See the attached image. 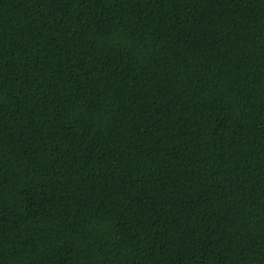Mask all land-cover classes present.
<instances>
[{
	"label": "trees",
	"instance_id": "1",
	"mask_svg": "<svg viewBox=\"0 0 264 264\" xmlns=\"http://www.w3.org/2000/svg\"><path fill=\"white\" fill-rule=\"evenodd\" d=\"M0 264H264V0H0Z\"/></svg>",
	"mask_w": 264,
	"mask_h": 264
}]
</instances>
